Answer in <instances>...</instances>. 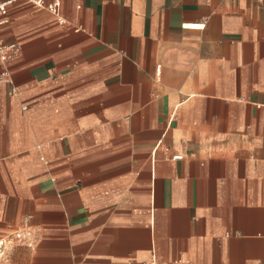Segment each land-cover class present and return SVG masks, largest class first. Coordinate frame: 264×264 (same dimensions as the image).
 <instances>
[{
    "label": "crops",
    "instance_id": "crops-1",
    "mask_svg": "<svg viewBox=\"0 0 264 264\" xmlns=\"http://www.w3.org/2000/svg\"><path fill=\"white\" fill-rule=\"evenodd\" d=\"M36 1L1 31L0 241L34 240L0 264H264V0Z\"/></svg>",
    "mask_w": 264,
    "mask_h": 264
},
{
    "label": "built area",
    "instance_id": "built-area-1",
    "mask_svg": "<svg viewBox=\"0 0 264 264\" xmlns=\"http://www.w3.org/2000/svg\"><path fill=\"white\" fill-rule=\"evenodd\" d=\"M15 0H7L5 2H0V59L3 62H7L10 59L15 58L18 55V47L14 43H5L1 36L2 28L9 23L8 18L6 17L7 5L8 3ZM39 7L46 9L53 15H56L60 18V21L63 22V19L60 16V1L56 0L54 2L45 3L43 0H38L35 2ZM28 237H33V234L30 229H25L18 231L13 235L9 236L6 239L0 241V260L4 257L5 253L11 247L14 242H33V240H28ZM31 244V243H30ZM29 244V245H30Z\"/></svg>",
    "mask_w": 264,
    "mask_h": 264
},
{
    "label": "rangeland",
    "instance_id": "rangeland-1",
    "mask_svg": "<svg viewBox=\"0 0 264 264\" xmlns=\"http://www.w3.org/2000/svg\"><path fill=\"white\" fill-rule=\"evenodd\" d=\"M15 244H16V242H14V243L11 245V247L14 246Z\"/></svg>",
    "mask_w": 264,
    "mask_h": 264
}]
</instances>
